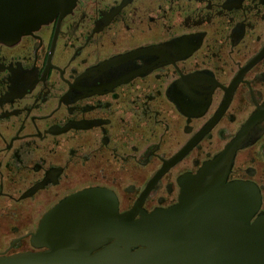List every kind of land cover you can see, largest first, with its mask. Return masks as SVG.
Masks as SVG:
<instances>
[{"label": "flooded vegetation", "instance_id": "af4514ba", "mask_svg": "<svg viewBox=\"0 0 264 264\" xmlns=\"http://www.w3.org/2000/svg\"><path fill=\"white\" fill-rule=\"evenodd\" d=\"M263 104L264 0H77L0 39V255L46 250L45 213L84 189L132 220L175 204ZM231 180L264 212V117Z\"/></svg>", "mask_w": 264, "mask_h": 264}, {"label": "water", "instance_id": "95a60500", "mask_svg": "<svg viewBox=\"0 0 264 264\" xmlns=\"http://www.w3.org/2000/svg\"><path fill=\"white\" fill-rule=\"evenodd\" d=\"M76 1L0 0V39L19 38ZM261 117L264 104L219 154L182 177L175 204L133 208L132 220L112 192L84 189L45 213L32 244L46 250L2 254L0 264H264L260 190L227 181L236 150Z\"/></svg>", "mask_w": 264, "mask_h": 264}]
</instances>
